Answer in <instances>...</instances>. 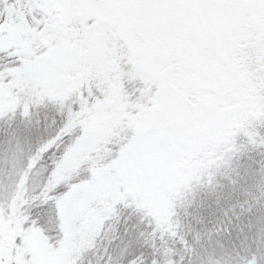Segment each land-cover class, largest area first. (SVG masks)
Wrapping results in <instances>:
<instances>
[{"label": "snow or ice", "instance_id": "6c2138e0", "mask_svg": "<svg viewBox=\"0 0 264 264\" xmlns=\"http://www.w3.org/2000/svg\"><path fill=\"white\" fill-rule=\"evenodd\" d=\"M0 264H264V0H0Z\"/></svg>", "mask_w": 264, "mask_h": 264}]
</instances>
